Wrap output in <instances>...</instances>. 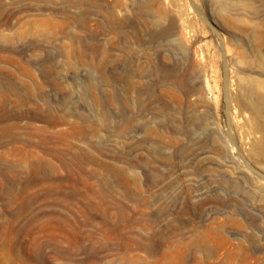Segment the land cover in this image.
<instances>
[{"label":"rangeland","instance_id":"obj_1","mask_svg":"<svg viewBox=\"0 0 264 264\" xmlns=\"http://www.w3.org/2000/svg\"><path fill=\"white\" fill-rule=\"evenodd\" d=\"M9 125L0 264H264V0H0Z\"/></svg>","mask_w":264,"mask_h":264},{"label":"bare ground","instance_id":"obj_2","mask_svg":"<svg viewBox=\"0 0 264 264\" xmlns=\"http://www.w3.org/2000/svg\"><path fill=\"white\" fill-rule=\"evenodd\" d=\"M15 125H9V126H4V127H0V136H2L3 134H9L13 131V129H15ZM12 143V141H11Z\"/></svg>","mask_w":264,"mask_h":264}]
</instances>
